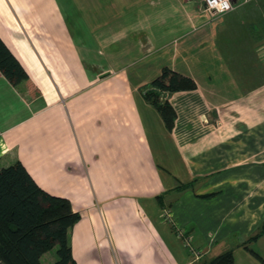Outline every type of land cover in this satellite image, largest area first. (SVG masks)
Segmentation results:
<instances>
[{"label":"crops","instance_id":"1","mask_svg":"<svg viewBox=\"0 0 264 264\" xmlns=\"http://www.w3.org/2000/svg\"><path fill=\"white\" fill-rule=\"evenodd\" d=\"M261 3L214 16L204 0H0V37L37 89L0 72V170L22 162L82 214L70 233L77 264H118L103 223L132 204L119 193L139 196L176 264L227 252L264 264L246 248L264 220V35L249 27ZM222 36L246 42L231 44L235 63ZM165 69L197 85L163 95L172 132L143 95ZM159 194L167 221L150 205ZM249 248L264 260V235Z\"/></svg>","mask_w":264,"mask_h":264},{"label":"trees","instance_id":"2","mask_svg":"<svg viewBox=\"0 0 264 264\" xmlns=\"http://www.w3.org/2000/svg\"><path fill=\"white\" fill-rule=\"evenodd\" d=\"M262 4L264 5V1L260 6ZM251 24L250 29L257 30ZM261 25L264 35V23ZM262 40L264 41V37L259 39ZM0 72L13 86L26 82L30 92L37 93L27 71L1 37ZM196 89L197 85L193 79L165 69L162 75L152 82L151 87L143 91V95L145 100L157 109L166 129L172 132L178 115L163 95ZM195 182L196 180L187 184L179 182L177 188L180 191H188L193 189ZM218 194L201 197L208 199ZM81 219L82 214L75 211L69 199L52 195L42 189L22 162L0 170V264H41L42 256L56 246L58 260L54 264H77L70 244V233ZM263 235L264 220L258 232L246 244V248L262 263V257L249 248V244L256 243ZM205 264H236V260L233 252H227Z\"/></svg>","mask_w":264,"mask_h":264},{"label":"rangeland","instance_id":"3","mask_svg":"<svg viewBox=\"0 0 264 264\" xmlns=\"http://www.w3.org/2000/svg\"><path fill=\"white\" fill-rule=\"evenodd\" d=\"M264 1V0H261ZM257 10L260 11L257 17L249 18L251 20V25L255 29L262 28L264 22V5L262 4L260 7H257ZM238 42L246 43L245 40H233L228 43L225 37H221L219 40L220 46L223 51L226 52L228 57H231L232 62L235 63V57L233 55L232 43L235 44ZM255 42V40H252ZM248 43H250L248 41ZM236 48V47H235ZM121 185L117 183V187ZM133 185V184H128ZM130 187V186H129ZM118 203H131L129 208L123 209L119 208V210L112 214L109 218V215H106V222L103 223V231L104 235L108 241V243L112 244V254L114 260L118 264H176V252L169 248L167 243L168 234L163 239L158 238L156 235L154 236L153 227L149 224V219L147 220V216L142 215L137 209H135L136 203H139L140 198L137 197L136 194H126L119 193ZM154 197V196H153ZM161 194L159 196H155L150 199V205L155 203L154 209L162 210V218L164 221H167V214L163 211L162 203L159 204ZM131 198V200H130ZM162 199V197H161ZM143 200V199H141ZM152 200V201H151ZM165 203V200H162ZM144 203V202H143ZM150 211L151 208H150ZM151 218V217H150ZM147 227V229H145ZM143 240V244H138L137 241ZM158 245V246H157ZM164 248V257L163 254H159L162 252V247ZM58 246L54 247L47 255L42 259V264H50V259L55 258L58 260ZM197 255L198 253L196 251ZM193 254V253H192ZM195 258L197 256L195 255ZM199 264H202L204 260H201L199 256ZM52 264V263H51Z\"/></svg>","mask_w":264,"mask_h":264},{"label":"built area","instance_id":"4","mask_svg":"<svg viewBox=\"0 0 264 264\" xmlns=\"http://www.w3.org/2000/svg\"><path fill=\"white\" fill-rule=\"evenodd\" d=\"M254 0H204L203 8L212 15H223L234 10L237 5L246 4ZM180 237H185L183 232H179ZM189 246V240L185 243ZM197 254V253H196Z\"/></svg>","mask_w":264,"mask_h":264}]
</instances>
